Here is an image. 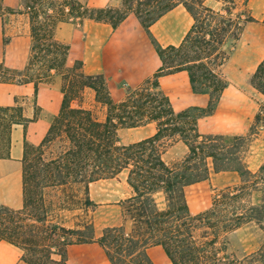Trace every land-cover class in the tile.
I'll use <instances>...</instances> for the list:
<instances>
[{"label":"trees","instance_id":"obj_1","mask_svg":"<svg viewBox=\"0 0 264 264\" xmlns=\"http://www.w3.org/2000/svg\"><path fill=\"white\" fill-rule=\"evenodd\" d=\"M207 1L122 0L117 8L94 9L79 0H20L21 10L29 17L31 56L23 71L0 64V83L37 84L55 74L62 79L63 93L60 112L42 142L38 146L25 143L23 209L0 205V242L20 249L24 263L67 264L68 246L95 242L110 264H153L147 250L155 246L162 248L171 264H264V241L248 256L238 258L228 253L229 234L244 225L253 224L264 237V163L253 173L242 156L246 137L264 128V105L245 98L248 129L231 141L212 132L203 135L198 129V121L213 116L230 89L209 66L210 61L224 64L229 52L223 47L233 48L244 28L257 20L248 8L249 0H212L220 5L218 9L208 7ZM177 6L183 7L193 22L178 47L164 48L149 29ZM3 13L15 11L5 9L0 0V16ZM129 16L145 30L162 66L140 86L130 89L120 102H114L104 78L84 75L82 62L69 59V46L57 41L54 31L59 23L85 20L105 22L116 29ZM179 71L187 72L193 93L209 96L206 108L173 110L160 89L159 78ZM249 85L264 96V60ZM86 89L92 90L97 103L106 108L104 121H98L82 105ZM24 123L20 108H0V159L9 157L13 127ZM148 123L156 127L152 137L119 145L120 128ZM175 142L181 143L186 152L179 161L166 162L163 156ZM55 145L56 155L45 160L46 150ZM123 172L133 192L121 203L123 217L132 225L130 231L124 225L106 227L96 237L91 224L65 230L50 224L46 212L40 216L32 213V196L39 189L83 184L87 193L89 184ZM211 172H235L241 185L223 191L206 210L193 215L185 190L208 180ZM253 191L261 195L257 205L250 201ZM158 194L164 200L162 209L155 198ZM85 204L94 206L88 198ZM59 231L71 239L60 237V247L51 245L49 239L57 238Z\"/></svg>","mask_w":264,"mask_h":264},{"label":"crops","instance_id":"obj_2","mask_svg":"<svg viewBox=\"0 0 264 264\" xmlns=\"http://www.w3.org/2000/svg\"><path fill=\"white\" fill-rule=\"evenodd\" d=\"M79 2L89 8L103 9L117 8L122 0H79ZM2 5L5 9L14 10L15 13H3L0 16V64L12 70L23 71L31 56L28 15L21 10L20 0H2ZM258 11L261 12L263 19L264 10L260 7ZM192 22L187 11L177 6L153 24L149 31L160 46L178 47ZM54 38L69 46L70 60L82 62L84 75H100L104 78L114 102H120L124 98L126 88L134 89L140 86L162 66L159 56L147 39L145 30L135 24L133 16L125 19L116 29L108 23L91 20L82 23H59L55 28ZM238 42L228 61V67L233 66L231 64L241 58H244L246 63L237 66L234 73L229 72L227 81L240 89L257 92L249 85L248 79L264 59V51L259 58L254 54L256 45L264 46V25L259 23L247 25ZM251 59L256 61L252 62ZM61 86L62 79L55 74L50 80L37 84L0 83V108H20L21 117L25 121L23 125L13 127L9 157L0 159V205L16 211L23 209L24 146L25 143L38 146L45 138L61 109L63 101ZM159 86L175 112L190 107L206 108L209 104L208 95L193 93L186 71L159 78ZM90 110L93 112L92 109ZM105 117L106 114L102 119L97 120L102 122ZM213 118L214 115L202 118L198 121V125L206 130ZM155 133V125L148 123L136 128H120L117 138L119 145H129L148 139ZM97 184L98 182L89 184V191ZM132 195V189L129 187L127 194L115 200L112 205L97 207L99 209L106 207L119 214L108 227L127 224L121 203ZM93 203L97 204V201ZM147 253L153 264H171L159 246L150 247ZM21 258L20 249L6 242H0V264H26ZM67 264L110 263L101 247L93 242L68 246Z\"/></svg>","mask_w":264,"mask_h":264},{"label":"rangeland","instance_id":"obj_3","mask_svg":"<svg viewBox=\"0 0 264 264\" xmlns=\"http://www.w3.org/2000/svg\"><path fill=\"white\" fill-rule=\"evenodd\" d=\"M263 4L264 0L248 1V8L250 9L251 15L257 20V23L262 25H264L262 23L264 18L262 19L261 12L258 11V9L261 7L262 10H264ZM206 5L214 9L220 7L218 3L212 0L207 1ZM238 11H242V6L239 7ZM27 19L29 21V17H27ZM135 24L141 26L137 19H135ZM238 43L239 42H236L233 48H230L231 45L223 47V51L229 52L228 60L224 64L221 65V62L216 59H212L209 63V66L228 82L230 89L225 91L224 101L219 103L210 125L207 128L204 127L206 130H203V128L198 125L201 134L204 135L209 132L216 133L223 135L227 141H231L234 135L247 132L248 123L245 121L247 116L244 106L245 98H251L260 106L264 105V96L259 92H252L250 89H240L227 81V74L229 72L234 73L237 66L246 63V61L243 60L244 58H241L231 64L233 66L230 68L228 67V61ZM263 51V45H256L254 54L259 58V55H261ZM252 52L253 51H251L250 54H252ZM251 60L252 62L256 61L255 59ZM44 76L48 78V76ZM129 91V88L124 90V97ZM82 100V105L84 104L85 108L92 109V113H94L96 119H102L103 116L107 114L106 108L102 104L97 103L95 93L92 90L86 89L83 92ZM97 104L101 107L99 108ZM102 108H104V110ZM259 129L257 133L246 137L242 152L246 166L253 173H256L264 163V128ZM56 145L52 147V149L46 150L43 155L45 160H49L56 155ZM28 151L31 152L30 147H28ZM185 152V147L181 143L175 142L167 148L163 158L166 162H177L183 157ZM32 155L33 154H31V156ZM125 179L126 173L123 172L115 178L97 181L98 184L93 185L91 191L88 189L87 193L83 184H68L59 187H48L43 190L39 189L37 194L32 196V213L34 216H40L46 212L50 224L64 228L65 230L79 229L86 224H91L94 227L95 236L98 237L102 230L108 227L119 214L106 207L103 209L97 207L112 205L115 200L123 198L129 190ZM240 185V178L235 172H211L208 180L190 186L185 190L186 200L191 214L196 215L203 212L211 205L216 196L227 189H232ZM87 198L89 201L92 199L93 201H90L92 203L97 201V204L93 203L94 206L86 205L85 201ZM155 198L159 208L162 209L164 207L162 195L158 194ZM260 198L261 195L259 192H251L250 201L252 204L257 205L260 202ZM126 222L125 228L127 231H130L132 228L131 222L129 220H126ZM58 233L57 238L49 239L48 242L51 245L60 247L63 240L67 241L71 239L62 231ZM60 237L64 239L62 240ZM263 241L264 237L262 232L256 226L253 224L244 225L229 234L228 253L238 258L248 256L257 251L261 247Z\"/></svg>","mask_w":264,"mask_h":264}]
</instances>
